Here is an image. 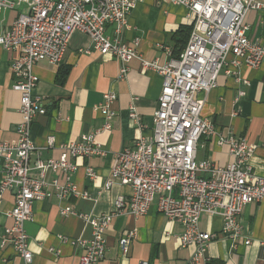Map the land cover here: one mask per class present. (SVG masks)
<instances>
[{
  "label": "built area",
  "instance_id": "1",
  "mask_svg": "<svg viewBox=\"0 0 264 264\" xmlns=\"http://www.w3.org/2000/svg\"><path fill=\"white\" fill-rule=\"evenodd\" d=\"M167 1L186 9L193 27L182 53L160 65L140 58L137 41L131 45L123 41L128 17L135 9L132 0H0V14L17 13L11 27L0 35V48L17 53L10 71L12 88L20 95L21 117L16 143L0 142V201L6 192L14 200L8 213L11 225L0 233V249L10 248L22 264H33L24 228L33 221V204L53 196L61 201L69 196L89 200L88 193L79 192L70 182V174L78 169L70 160L103 155L95 141L96 133H91L61 145L58 159H38L30 166L35 151L30 129L34 119L46 113L42 98L32 93L38 81L33 68L41 62L60 64L73 32L86 35L100 56L116 59L121 65L120 78L133 60H138L142 71H154L161 77L151 136L137 139L115 156L110 178L103 185L104 191L113 184L128 186L130 196L118 197L111 214H77L91 232L88 239L68 241L80 250L78 264H98L104 259V233L114 218L144 216L153 203L160 215L181 226L180 247L193 249L192 257L179 264L203 263L212 243L230 240L232 248L237 243L250 244L241 231L239 217L247 205L264 201V178L255 175L249 163L255 146L217 133L213 124L201 117L204 101L196 95L216 87L224 66L228 65L226 74L237 75L241 67L258 69L264 64V43L249 40L245 18L251 11H260L262 5L258 0ZM116 101L115 94L105 93L94 107L104 119L103 131L111 129ZM128 114L131 123L143 127L134 105ZM203 137H216L219 147H227L228 164L197 160L198 140ZM53 144L54 138L48 137L47 145ZM31 170L38 172V178L30 176ZM85 172L90 180L97 178L91 168ZM49 173L61 175L65 183L57 179L48 182ZM74 213L68 205L59 210L63 218ZM203 216L222 220L219 233L200 230ZM132 238L128 234L118 240L121 255L129 253Z\"/></svg>",
  "mask_w": 264,
  "mask_h": 264
},
{
  "label": "crops",
  "instance_id": "2",
  "mask_svg": "<svg viewBox=\"0 0 264 264\" xmlns=\"http://www.w3.org/2000/svg\"><path fill=\"white\" fill-rule=\"evenodd\" d=\"M132 1L135 9L128 17L123 41L128 45L137 41L138 55L148 62L163 65L177 58L184 50L183 41L184 45L186 43L183 31L191 24L187 10L167 0ZM258 1L262 9L251 11L245 18L249 40L259 44L264 43V0ZM16 16L15 11L0 14V35L11 27ZM16 57L17 53L0 48V142L16 143L18 139L20 95L12 88L14 78L10 71L11 61ZM120 66L116 59L95 52L86 35L73 32L60 64L41 62L33 68L38 81L32 93L42 98L46 113L34 119L30 129V139L35 147L30 166L33 167L38 159H58L61 145L91 133H96L95 141L103 151L102 157L93 155L70 160L78 168L70 174V182L79 192L88 193L89 200L69 196L61 201L53 196L33 204V221L24 227L33 264H78L80 250L68 241L88 239L91 232L77 214L94 217L111 214L116 199H127L131 194L128 186L113 184L109 191H104L103 185L110 178L115 156L137 139L151 136L161 77L154 71H142L138 60H133L124 77L120 78ZM227 66L219 74L214 89L197 93L196 98L204 101L201 117L210 121L221 136L244 139L255 146L249 163L253 173L264 178V64L258 69L241 67L237 75L226 74ZM240 91L244 92L243 96L239 95ZM109 92L117 97L113 104L116 116L110 131H103L104 119L94 107ZM130 105L136 108L142 128L129 120ZM50 136L54 138L52 147L47 145ZM198 141L197 160L218 166L229 163L228 149L219 147L216 137H203ZM86 168H91L97 178L90 180ZM37 173L31 170L30 176L38 178ZM56 179L62 185L65 183L61 175H47L48 182ZM13 202L11 193L3 194L0 233L11 225L8 213ZM67 205L75 213L63 218L59 210ZM148 210L144 216L125 214L113 219L104 233L105 257L98 264H179L192 257L193 249L180 247L181 226L160 215L155 203ZM221 221L218 217L203 216L199 228L203 232L219 233ZM239 224L250 244L237 243L232 248L230 240L212 243L201 264H264V201L247 205L239 217ZM128 234L133 238L129 253L123 256L118 249V240ZM0 264L22 263L8 248L0 249Z\"/></svg>",
  "mask_w": 264,
  "mask_h": 264
},
{
  "label": "trees",
  "instance_id": "3",
  "mask_svg": "<svg viewBox=\"0 0 264 264\" xmlns=\"http://www.w3.org/2000/svg\"><path fill=\"white\" fill-rule=\"evenodd\" d=\"M192 27H193V21L191 20V24H190V26L188 27V28H185L184 29V33H186L185 35H184V37H183V39H186V43H187V40H188V38H189V35L191 34V30H192ZM183 32H181L180 31V33H183ZM179 33V34H180ZM186 43H185V45H186ZM185 45H184V41H183V44H182V50L185 48ZM179 56V55H178ZM177 56V57H178ZM57 79H58V77H57ZM57 81V83H59L58 82V80H56ZM59 81H60V77H59ZM59 84H61V83H59Z\"/></svg>",
  "mask_w": 264,
  "mask_h": 264
}]
</instances>
